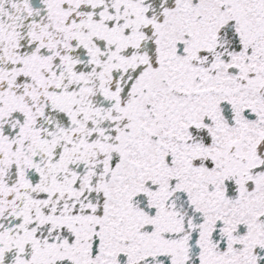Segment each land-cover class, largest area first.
Returning <instances> with one entry per match:
<instances>
[{"label": "snow or ice", "instance_id": "6c2138e0", "mask_svg": "<svg viewBox=\"0 0 264 264\" xmlns=\"http://www.w3.org/2000/svg\"><path fill=\"white\" fill-rule=\"evenodd\" d=\"M0 264H264V0H0Z\"/></svg>", "mask_w": 264, "mask_h": 264}]
</instances>
